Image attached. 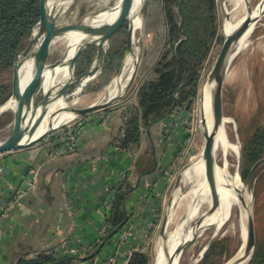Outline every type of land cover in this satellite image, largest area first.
<instances>
[{"label": "rangeland", "instance_id": "374dc122", "mask_svg": "<svg viewBox=\"0 0 264 264\" xmlns=\"http://www.w3.org/2000/svg\"><path fill=\"white\" fill-rule=\"evenodd\" d=\"M180 1L145 0L142 28L135 31V47L138 49L137 71L123 97L113 105L122 101H134L133 113L137 107L140 87L146 81L157 77L154 73L157 63L165 53L171 54L174 50V46L170 43L169 33L171 25L169 24L170 17L168 10L171 9L175 14L179 13ZM208 1L213 7V16L210 22L207 23L205 20V8H201L200 14H202L203 25L197 33H200L206 25H209L212 34L211 37L208 36L207 39L203 40L206 43L207 54L197 69V95L190 106L186 104L187 106L185 105V108H179V111L185 112L188 119L187 124L190 133L187 139L189 138L188 140L190 141L186 146L183 144L184 147H181L170 168L167 169L168 181L161 196L159 208L154 216L152 232L147 240L144 251L148 259V264H156L160 251L162 249L166 251L170 234L174 233L176 229L180 228L181 231L183 230V235H186L192 228L198 227L199 222L205 220L209 215L208 210H205L203 207L199 209L200 211L196 216H190L189 207L172 206L176 192L184 193L190 188L189 183L181 184V181L178 183V178L190 164L196 162L203 155L206 140L201 130V88L209 79L226 40L224 25L228 20L227 15L231 9L227 3L228 0ZM259 2L260 0H250V10L253 11ZM98 3L99 0H85L84 7L79 10L78 14H76L74 19L66 27L85 20L91 12L97 10ZM117 3L118 1L104 8H112ZM175 20L179 22L180 28V13L179 17H176ZM129 26L130 20L123 18L116 33L108 39L105 52L96 62L93 71L84 79L74 82L66 90L64 98L70 108H86L94 104L93 99L99 93L100 95L103 94L106 96L108 86L118 75L127 56ZM36 28L25 39L19 52L25 50L33 43L32 40L34 39L33 35ZM65 33L73 34L75 32ZM90 46L95 49V55L92 59L93 62L100 48V43H93ZM53 47L49 63H55L62 57L53 51ZM247 48L237 57L232 69L229 71L227 79L224 80L223 87L224 116L232 117L235 122L228 126L229 138L233 142L240 140L242 143L241 178L244 183H247L248 175L257 163L252 162L249 155L251 142L255 137L263 136L264 139V16L261 18ZM110 53L113 54L110 55ZM92 62L89 65L85 63L80 67L78 66V68L76 63L75 74L80 75L84 73ZM13 67L14 65L9 69L0 71V106L12 96ZM44 82L45 79L42 78L35 86L36 104L42 103L45 97ZM177 109H174L173 112ZM79 119L81 117H77L75 120ZM13 121V112L8 110L0 114V142L4 141L11 134ZM149 123L144 125L141 137V142L146 147L145 152L148 155L145 171L153 165L152 150L146 142L145 137ZM62 127L50 132L37 145L42 146L50 142L61 133ZM131 148L136 152L139 146H132ZM28 149L30 148L20 151L26 152ZM17 152L19 151L0 155V158L10 154L14 155ZM261 159H264V149ZM139 165V160H137L135 174H138L140 171L143 172L139 168ZM216 165H220L219 167L222 166V162L218 157L216 158ZM136 176H134V179ZM251 194L255 244L249 255L251 256L250 260L246 264H264V165L258 169L255 175ZM216 202L217 206L214 210L213 219L218 220V225L220 223L222 224L219 226H207L191 245L182 251L180 264H228L238 255L239 250L243 247V229L239 223L240 211L236 212L233 216L231 215L223 223V220L220 219L221 213L220 207L218 208V198H216ZM194 206L196 207L197 204L195 203ZM169 219L170 221H168ZM165 220H167V225L165 226V234L162 235L161 231Z\"/></svg>", "mask_w": 264, "mask_h": 264}, {"label": "crops", "instance_id": "0c3cea01", "mask_svg": "<svg viewBox=\"0 0 264 264\" xmlns=\"http://www.w3.org/2000/svg\"><path fill=\"white\" fill-rule=\"evenodd\" d=\"M128 103L122 101L81 117L82 125L77 129L79 151L75 154L53 156L63 145L59 134L42 146L0 158V213L8 207L13 188L21 185L28 169L36 167L40 171L35 188L1 224L0 264H16L20 257H35L63 241L83 252L82 257L74 258L86 259L63 264H107L113 256L116 264H128L133 251L146 247L168 181L167 169L188 135V119L177 109L152 127V141L145 137L151 150L152 142L155 145L158 167L142 179L137 189L129 191L142 173L135 174L137 160L138 167L145 171L148 155L142 142L136 152L120 146ZM125 172L127 184L122 189L115 187ZM122 192L125 225L113 237L108 238L112 231L107 233L96 245ZM127 227L131 235L122 241L121 234Z\"/></svg>", "mask_w": 264, "mask_h": 264}, {"label": "bare ground", "instance_id": "6f19581e", "mask_svg": "<svg viewBox=\"0 0 264 264\" xmlns=\"http://www.w3.org/2000/svg\"><path fill=\"white\" fill-rule=\"evenodd\" d=\"M118 4L113 9H108L104 7H109L116 3ZM121 0H99L97 10L102 9L100 14L96 17L95 22L98 27H103L107 23L112 22L119 12V3ZM85 0H50L51 9L53 14L56 16L58 25L61 28L66 27L74 19L79 10L83 8ZM145 3V0H133L129 10L127 11V17L133 23L135 31L142 28V16L141 9ZM227 3L231 7L228 12V20L224 25V32L226 37L232 36L247 19L250 11V0H228ZM100 7V8H99ZM108 9V10H107ZM96 10V11H97ZM261 11H264V0H260L253 9L254 16L253 20L247 31L237 40L234 44L226 62L225 79H227L229 71L232 69L237 57L244 51L248 49L249 42L255 33L259 22L261 21ZM231 16V17H229ZM136 34V33H135ZM34 40L37 43H41L44 37V31L41 26L36 28L34 32ZM85 37V32L83 33H57L54 40L53 51L60 54L62 57H67L70 59ZM136 37V35H135ZM135 41V39H134ZM29 43V42H28ZM138 49L133 45V50L126 56L124 64L122 66V73L116 76L108 86L107 94L95 96L93 99L94 103H103L111 98H115L123 92H125L131 82L132 75L135 68L137 67L138 60ZM32 63L27 62L23 65L20 72L21 78V89L25 92V88L31 79ZM121 71V70H120ZM73 76V66L67 65L63 68H57L55 71L45 70L43 77L44 82V92L51 90L53 94L56 95L64 85ZM216 82L208 79L201 88V130H213L214 129V118H213V91ZM94 96V95H93ZM88 101V100H87ZM43 102L37 105L35 108V114L39 115L44 107ZM70 108L69 104L64 97H55L53 102L48 107L46 116L42 119L40 124L32 130V132L27 136L26 143L32 142L41 135L49 132L53 129H58L67 123L75 120L77 115L73 112L68 111ZM20 109V103L18 100L14 99L12 96L10 99L5 101L0 106V114L6 111H11L15 117ZM204 120V124L203 121ZM28 117L24 119L23 125L28 122ZM14 121L12 123L11 129L14 128ZM235 123L232 117L224 116L223 121L216 131L215 135V145L214 153L215 157L219 158L222 162V166H216V179H217V198H218V208L220 207V216L223 223L229 219V217L239 212V223L243 229V247L239 250L238 255L233 258L228 264L234 263L237 259H240L245 254V242L247 239V222L249 217L252 216V194L248 190L246 183L242 181L241 178V168L240 163L242 162V143L240 140L233 142L229 138L228 126ZM236 125V124H235ZM219 164V163H218ZM194 177V178H193ZM181 184L189 183L190 188L186 192L180 193L176 192L172 206H184L190 208V216H196L200 211L199 209L203 207L208 210V217L202 221L201 230L205 229L207 226L217 224L218 220L213 219L214 215V198L213 191L208 182L205 161L203 155L194 163L190 164L181 174ZM195 203L197 206L195 207ZM194 206V207H193ZM188 210V209H187ZM233 213V214H232ZM206 215V216H207ZM189 216V217H190ZM205 216V217H206ZM192 218V217H191ZM221 220V221H222ZM170 221V219L168 220ZM220 221V220H219ZM199 226V225H198ZM197 228H192L186 235H183V230L180 228L176 229L174 233L170 234L168 246L166 251L161 250L159 257L156 260V264H180V254L179 249L182 247L185 241L191 239L193 235L197 232ZM200 230V231H201ZM198 231V232H200ZM247 260L241 264H246Z\"/></svg>", "mask_w": 264, "mask_h": 264}, {"label": "water", "instance_id": "95a60500", "mask_svg": "<svg viewBox=\"0 0 264 264\" xmlns=\"http://www.w3.org/2000/svg\"><path fill=\"white\" fill-rule=\"evenodd\" d=\"M132 2L133 0H121L119 3L120 8H119L117 17L112 22L107 23L103 27H98L97 23L95 22L96 17L100 14L99 12L102 11L101 9L99 11L91 12L88 15V17L80 23L76 22L68 27L61 28L59 27L57 18L53 14V11L51 9L50 0H41V20L38 23V26H41L42 30L44 31V37L41 43H37L36 40L33 39L32 40L33 43L28 48L16 54L15 61H14V67H13L12 97L19 101L20 109L18 111V114L15 117L14 128L11 134L4 141L0 142V155L31 148L39 144L41 141L45 139V137L50 132L55 130L52 128L51 131L45 133L44 135H41L40 137H38L32 142L26 143L25 141L27 136L32 132V130L35 129L40 124L42 119L46 116L48 107L53 102L54 98L64 97L66 90L74 82L84 79L91 73V71H93V69L95 68L96 62L103 56L105 52V47H106L108 39L114 33H116V30L121 24V20L123 18H128L127 11L129 10ZM182 2L183 0L180 1L179 13L181 15L180 30L182 31L184 38L178 43L176 47V51L178 50V47L182 44V42L186 41L188 38L187 34L183 30L184 15L182 11ZM116 6L117 5H115L112 8H108V9H113ZM143 9H144V5L141 9V16L143 15ZM251 13L253 12L250 10L247 19L244 21L241 27L232 36L226 37L224 45L221 49V52L218 56V59L209 77L211 81L216 82V85L213 91L214 129L211 131L204 130L202 133L206 140L205 148L203 151V158L205 161V170H206L208 182L213 191V198L215 201L213 210H215L217 206L216 198H217V192H218L217 179H216V166L217 165H216V158H215V153H214V145H215L216 131L221 125L223 118H224L223 87H224L226 62H227V58L234 44L247 31L253 18L257 17V16L252 17L253 15ZM260 16L261 17L264 16V11H261ZM83 31L85 32V37L82 40V42L78 45V47L76 48V50L74 51L70 59H67V57L64 56V57H61L60 60H58L55 63H49V58L51 56L52 47L54 45V40H55L57 33H60V32L83 33ZM134 39H135V29L133 27V23L130 20V26H129L128 35H127V55L133 50V45L135 44ZM93 43H100V48L97 51L94 61L84 73L80 75H76L75 69H76V63H77L79 56L87 47H89ZM27 62H31L33 65H32V71H31V79L25 88V92H23V90L21 89V83H20L21 82L20 72H21V68L23 67V65ZM69 64L73 66V76L71 77V79L64 85V87L60 91L56 93V95L53 94L51 90L47 91L44 97L45 102H44V107L42 111L40 112L39 115L35 114V108L37 107V105L40 104V103L38 104L35 103V86L37 82L40 79H42L43 73L45 72V70L48 69L49 71L52 72V71H55L57 68H63ZM136 71H137V67L134 70L132 79L134 78ZM121 73H122V69L121 71H119L118 75L120 76ZM125 92H123V94L115 98L109 99L106 102L99 103V104L94 103L90 105L89 107L82 108V109L69 108L68 111L75 113L77 117H84L88 114L94 113L102 109H107L113 106L115 102L119 101L123 97ZM176 99H177V95H176ZM173 108H175V105ZM170 114L171 112H168L164 116L154 119L149 123L147 127V131H146V135L150 141H152L151 139L152 127L162 122L167 117H169ZM27 117L29 120L25 125H23L24 119ZM202 121L204 124L203 119ZM152 157H153L152 167L140 173L136 184L131 186L129 191H134L135 189H137L140 186L142 179L151 175L158 167L156 149H155V145L153 144V142H152ZM263 165H264V159H261L251 169L248 175V178H247V183H246L249 191H252L253 183L255 180V175L258 169L262 167ZM241 166H242V163H240V168ZM180 181L181 179L179 177L177 182L179 183ZM124 211H126L125 205H124ZM124 225L125 224L113 229L112 232L108 235V238L115 236L123 228ZM166 225H167V220L164 221V225L161 231L162 235L165 234ZM201 226H202V221L199 222V226L197 228V232L195 233V235H193L191 239H188L187 241H185L182 247L179 249L178 252L180 256H181L182 251L186 249L187 247H189L191 243L203 232V229L201 230L202 228ZM254 244H255V228H254V221L251 216L249 217L248 222H247V239L245 242V254L243 257H241L240 259H237L232 264H241L245 262L246 260L248 262L251 257L249 255H250L251 250L254 247ZM71 260H83L84 261L86 259L69 257L66 259H62L61 261H57L54 264H63Z\"/></svg>", "mask_w": 264, "mask_h": 264}, {"label": "trees", "instance_id": "16d2710c", "mask_svg": "<svg viewBox=\"0 0 264 264\" xmlns=\"http://www.w3.org/2000/svg\"><path fill=\"white\" fill-rule=\"evenodd\" d=\"M208 0H183L182 11L184 15L183 30L188 38L176 47L184 38L175 20L179 13L168 10L170 29V43L174 46L172 53H165L157 63L156 78L146 81L139 89L137 107L132 113L127 131L120 139V146L130 149L141 143L142 131L145 124L164 116L174 109L190 106L197 95L198 66L205 58L206 43L203 41L212 31L209 25L200 32L203 25L200 10L205 8L207 23L213 16V7ZM41 20V0H0V71L9 69L14 65L16 54L21 49L23 42L38 26ZM113 53H110L112 55ZM95 49L86 48L77 60L78 66L90 64ZM177 95V99H176ZM175 105V108H173ZM187 106V105H186ZM263 136L255 137L250 145V158L258 162L263 152ZM125 201L124 193H120L112 207L111 217L108 219L110 233L113 229L125 224L126 216L123 210ZM59 259L53 258L46 252L35 257H20L16 264H54ZM128 264H148L144 252L132 253Z\"/></svg>", "mask_w": 264, "mask_h": 264}, {"label": "built area", "instance_id": "2783aa9c", "mask_svg": "<svg viewBox=\"0 0 264 264\" xmlns=\"http://www.w3.org/2000/svg\"><path fill=\"white\" fill-rule=\"evenodd\" d=\"M134 106H135L134 101L132 102L129 101L128 106L126 107L124 111L123 118H122V127L120 131L121 138L124 137L127 131L128 123L131 119ZM81 125L82 124L79 119V120H74L70 123H67L62 127L60 138L62 139L63 145L60 149H57L53 152V156L59 157V156H64V155H69V154H75L79 151V147H78L79 131L77 129L81 127ZM185 130L188 134L187 136L189 137L190 131L188 129L187 123L185 124ZM188 139L184 141V146L189 144L190 140ZM182 151H183V148H182ZM39 177H40L39 169L36 167H31L28 169L21 185L16 188H13L11 201L8 207H6L3 210V212L0 213V227H1L2 222L10 216L11 212L14 209H16L19 206V204L26 197V195L33 188H35L39 180ZM127 181H128V174L127 172H125L118 179L115 187L122 189L127 184ZM108 229H109V223L107 220V222H105L104 228L102 229V231L99 232V235L96 239V245H99L104 241V239L107 237ZM130 235H131L130 228L127 227L124 230V232L121 234V240L126 241ZM136 251L144 252L145 247L138 249ZM46 253L50 255L51 257L59 259V260L65 259L68 257H82L83 256L82 254L83 252L81 251L80 248L70 245L69 242L67 241H63L59 245L51 249H48ZM116 261H117L116 256H113L108 260L107 264H116Z\"/></svg>", "mask_w": 264, "mask_h": 264}]
</instances>
